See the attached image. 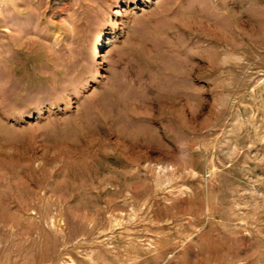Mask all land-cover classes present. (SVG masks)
I'll return each instance as SVG.
<instances>
[{"label": "rangeland", "instance_id": "rangeland-1", "mask_svg": "<svg viewBox=\"0 0 264 264\" xmlns=\"http://www.w3.org/2000/svg\"><path fill=\"white\" fill-rule=\"evenodd\" d=\"M0 264H264V0H0Z\"/></svg>", "mask_w": 264, "mask_h": 264}]
</instances>
